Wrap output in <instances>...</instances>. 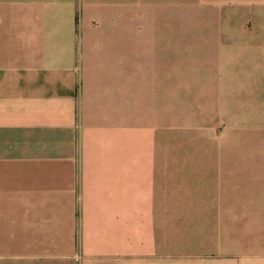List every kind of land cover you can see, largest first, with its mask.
Here are the masks:
<instances>
[{"label":"crops","instance_id":"0c3cea01","mask_svg":"<svg viewBox=\"0 0 264 264\" xmlns=\"http://www.w3.org/2000/svg\"><path fill=\"white\" fill-rule=\"evenodd\" d=\"M201 1L184 29L177 0L169 25L131 0H0L18 264H264L235 197L242 133L264 131V0Z\"/></svg>","mask_w":264,"mask_h":264},{"label":"rangeland","instance_id":"374dc122","mask_svg":"<svg viewBox=\"0 0 264 264\" xmlns=\"http://www.w3.org/2000/svg\"><path fill=\"white\" fill-rule=\"evenodd\" d=\"M176 0H131V4L140 6L146 12V16H151L154 21L152 25H169L172 15L162 14L165 9H170L172 5L173 18L175 15ZM177 26L184 28L186 26L203 24L207 19L208 9L203 6L201 0H177L176 8ZM230 16L226 22L232 18L233 9H228ZM167 17L168 21L165 22ZM205 18V19H204ZM174 24V20H173ZM181 31V29H179ZM179 44L185 43V35H179ZM180 145V144H179ZM182 152H185V145L179 146ZM241 168L239 192L235 193L236 203L241 205V217L243 225L264 224V131L253 135L242 133L241 139ZM10 235L8 220L0 223V264H18L21 261L14 257L17 252V245Z\"/></svg>","mask_w":264,"mask_h":264}]
</instances>
